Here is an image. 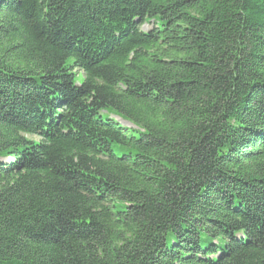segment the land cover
I'll list each match as a JSON object with an SVG mask.
<instances>
[{"label": "trees", "instance_id": "trees-1", "mask_svg": "<svg viewBox=\"0 0 264 264\" xmlns=\"http://www.w3.org/2000/svg\"><path fill=\"white\" fill-rule=\"evenodd\" d=\"M0 264H264V0H0Z\"/></svg>", "mask_w": 264, "mask_h": 264}, {"label": "rangeland", "instance_id": "rangeland-1", "mask_svg": "<svg viewBox=\"0 0 264 264\" xmlns=\"http://www.w3.org/2000/svg\"><path fill=\"white\" fill-rule=\"evenodd\" d=\"M153 24H154L153 21L147 22V23H145V24L143 25L142 28H143L145 31H148V30L152 29ZM114 118H116L117 120H119L121 123H123V124L126 125V126H133V125H131L130 123L125 122V121L121 120V119L118 118V117H114Z\"/></svg>", "mask_w": 264, "mask_h": 264}]
</instances>
